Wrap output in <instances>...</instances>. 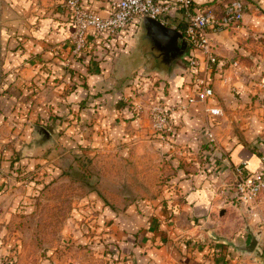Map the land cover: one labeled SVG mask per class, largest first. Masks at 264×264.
<instances>
[{"label": "crops", "instance_id": "1", "mask_svg": "<svg viewBox=\"0 0 264 264\" xmlns=\"http://www.w3.org/2000/svg\"><path fill=\"white\" fill-rule=\"evenodd\" d=\"M69 1L0 0V123L4 127L7 125L5 117L15 111L21 112L20 104L24 107L23 114L32 115L33 112L34 115L45 110L41 100L40 105L32 102L29 107L25 102H18L30 101L25 96L33 83L80 82L86 75L84 83L87 82L92 93L109 86L111 90L115 83L106 67L110 61L91 63L95 69L92 67L90 72L85 68V61L68 58L75 33V9L69 6ZM230 1L193 0V4L196 10L213 7L220 11ZM248 1L244 22L213 39L214 52L220 61L219 70L210 79L215 99L189 103V99L197 95L193 72L184 73L179 83H170L166 101L173 108L177 135L171 146H159L174 149L173 156H177L186 170L192 171L191 178L182 182V191L153 187L148 195L165 199L163 205L156 203L159 198L146 199L142 205L137 206V203L118 211L119 216L110 207H103L100 218L94 216L88 226L83 225L78 230L71 227L63 232L57 244L67 241L71 246L75 244V250L70 247L61 252L53 251L51 261L54 264H264V230L260 227V219L234 205L236 192L230 184L233 166L243 165L248 172L258 171L264 155V110L254 105L259 93L251 75L254 76L256 70L251 71V63L245 62L249 54L243 47V41L250 40V36H264V0ZM80 6L103 18L109 12L108 0H80ZM182 16L181 11H175L168 19V26L179 27ZM139 29L140 24L126 31L118 43L126 41ZM90 46V49H105L96 41ZM199 57L203 60V54ZM235 61L239 62L238 68L232 66ZM69 67L77 71L72 73L75 77L64 75ZM91 92L86 95L89 99ZM103 97L108 102L97 117L104 118L108 112L115 115L114 101L119 96L111 92ZM66 98L75 100V94ZM152 98V95L143 97L147 106L153 104ZM213 107L221 110L220 116L212 117L205 112ZM147 124L148 121L138 120L131 124L133 133L127 134L131 126L121 122L116 128L121 133L120 141L143 143L139 137L147 130ZM208 125L217 130L219 144L228 156L216 162L211 159L212 162L201 166L197 154L202 147L209 146L205 134ZM198 165L202 170L199 173ZM4 180V175H0V182ZM10 196L8 191L0 197V202ZM117 204L124 205L123 201ZM223 211L225 214L220 216ZM247 226L262 232L260 243L251 255L239 250L249 241ZM8 229L12 230L10 226ZM0 236L13 244L18 239L16 233L9 235L3 226H0ZM14 254H18L15 246L0 247V260ZM24 264L33 263L27 260Z\"/></svg>", "mask_w": 264, "mask_h": 264}, {"label": "rangeland", "instance_id": "2", "mask_svg": "<svg viewBox=\"0 0 264 264\" xmlns=\"http://www.w3.org/2000/svg\"><path fill=\"white\" fill-rule=\"evenodd\" d=\"M184 26L182 16L176 30H184ZM145 39V30L140 28L126 41L116 43L114 49H90L89 45L76 53L73 34V49L68 58L85 61V68L90 72L92 67L95 69L91 63L110 61L106 67L115 81L111 90L109 86L92 93L82 73L81 83H33L25 96L30 101L18 102H25L29 107L32 102L40 105L41 100L45 110L34 115L33 112L32 115L23 114L24 107L20 104L21 112L15 111L5 117V127L0 123V175L5 177L0 182V197L8 191L12 195L0 202V226L6 227L11 236L16 233L18 238L13 244L0 236V247L15 246L17 253L21 252L20 257L8 255L3 260H12L15 264H24L27 260L33 264H54L51 261L53 251L61 252L70 247L75 250V244L71 246L67 241L57 244L67 228L78 230L83 225L88 226L95 217L100 218L103 207H110L119 216L118 211L137 203V206L142 205L146 199L159 198L156 203L163 205L165 199L148 195L153 187L182 191V182L191 178L192 171L186 170L177 156H173L174 149L159 146H171L177 135L173 108L166 101L168 89L189 71L181 59L171 61L167 67L155 64L147 53ZM243 45L249 54L245 62L251 63V71L256 70L254 76L251 75L259 93L254 105L264 110V36H250ZM74 71L77 73L69 67L64 75L71 76ZM90 92L92 99L86 96ZM111 92L119 96L114 101L115 115L108 112L104 118L97 117L108 102L103 96ZM72 94L75 100H68L66 97ZM150 95L154 102L147 106L143 97ZM155 108L169 112L172 133L157 132L154 128ZM141 119L148 121L147 130L144 129L139 137L143 143L120 141L121 133L116 128L121 122L131 126ZM38 127L48 130L50 139L42 136ZM131 129L127 134L133 133L132 126ZM212 129L215 142H210L206 135L209 146L202 147L197 154L201 166L211 159L216 162L228 156L219 144L217 130ZM196 168L199 173L200 166ZM122 201L124 205L118 206Z\"/></svg>", "mask_w": 264, "mask_h": 264}, {"label": "built area", "instance_id": "3", "mask_svg": "<svg viewBox=\"0 0 264 264\" xmlns=\"http://www.w3.org/2000/svg\"><path fill=\"white\" fill-rule=\"evenodd\" d=\"M108 5V15L103 18L93 11L83 9L80 0L69 1V6L75 9L76 53L85 50L95 41L111 50L122 39L123 34L137 27L143 18H152L168 26V19L173 13L181 11L185 29L178 31L190 46L185 63L188 71L195 73L197 94L189 99V103H206L215 99L210 79L219 70L220 61L214 52L213 39L217 34L244 22L247 5L243 0H231L220 11L213 7L196 10L193 0H108ZM199 54H203V60ZM238 64L234 62L232 66L236 68ZM205 112L212 117L221 115V110L217 107L207 108ZM153 120L157 132H173L170 114L164 108H155ZM212 128V125L207 126L205 133L210 142H215ZM261 161L262 168L255 172L246 171L243 165L233 166L230 184L236 192L234 205L253 213L255 218L259 217L260 227L264 230V155ZM0 264L15 262L0 260Z\"/></svg>", "mask_w": 264, "mask_h": 264}, {"label": "water", "instance_id": "4", "mask_svg": "<svg viewBox=\"0 0 264 264\" xmlns=\"http://www.w3.org/2000/svg\"><path fill=\"white\" fill-rule=\"evenodd\" d=\"M140 28L145 30L148 41L158 45L159 47L176 52L179 57L182 56L181 63H183V61L187 58L190 51V46L184 40L183 35L176 29L170 28L161 22L148 17L142 19ZM183 53H185L184 56ZM38 130L42 136H44L46 139H50V134L43 127H38ZM224 214L225 212L223 211L220 216H223ZM246 230L250 235L249 241L247 244L239 247V250L242 253L251 255L256 251L260 243L262 232H255L254 230L250 229L249 226L246 227Z\"/></svg>", "mask_w": 264, "mask_h": 264}, {"label": "flooded vegetation", "instance_id": "5", "mask_svg": "<svg viewBox=\"0 0 264 264\" xmlns=\"http://www.w3.org/2000/svg\"><path fill=\"white\" fill-rule=\"evenodd\" d=\"M144 41L147 43L148 46L147 53L153 57L155 64H165V66L167 67L169 64H171V61L175 59L179 60L182 57H179L177 53L173 52L172 50L165 49L163 47H159L158 45L151 43L147 39H145ZM184 55L185 53H183V56Z\"/></svg>", "mask_w": 264, "mask_h": 264}, {"label": "trees", "instance_id": "6", "mask_svg": "<svg viewBox=\"0 0 264 264\" xmlns=\"http://www.w3.org/2000/svg\"><path fill=\"white\" fill-rule=\"evenodd\" d=\"M182 25H184L183 23H182ZM185 27V26H184Z\"/></svg>", "mask_w": 264, "mask_h": 264}]
</instances>
